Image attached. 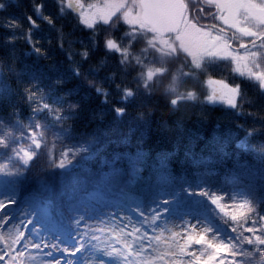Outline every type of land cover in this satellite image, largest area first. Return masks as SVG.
<instances>
[{"label": "trees", "instance_id": "obj_1", "mask_svg": "<svg viewBox=\"0 0 264 264\" xmlns=\"http://www.w3.org/2000/svg\"><path fill=\"white\" fill-rule=\"evenodd\" d=\"M0 3L5 5L0 9V122L19 136L30 131L35 121L42 126L49 151L54 148L59 153L70 147L77 152L64 168L56 167L43 148L27 168L0 156L10 171H21L18 177H0L13 181L0 183V195L14 196L19 208L34 210L40 218L38 227L43 230L48 224L51 231L60 230L76 240L74 221L88 222L98 212L108 230L115 227V233L121 234L128 218L131 224L125 232L133 225L141 227L137 208L156 207L167 211L156 223L155 233L147 224L142 226L150 236L173 216L190 213L235 226L226 223L227 217L202 195L205 191L226 196L228 211L238 217L242 212L252 215L236 207L243 200L264 214V93L237 74L238 65L205 58L196 68L194 59L183 52L160 56L148 45L150 34L136 42L124 41L129 27L122 20L111 26L97 25L93 49V30L84 27L75 13L61 14L57 0ZM39 4L52 24L37 16ZM29 17L38 27H33ZM8 24L18 27L10 30ZM107 38L127 47L126 63H122L121 53L105 48ZM33 46L40 49L39 54L33 52ZM144 49L147 53L141 56ZM84 51L87 59L81 56ZM137 57L141 63L136 62ZM149 70L154 74L146 80ZM41 73V79L33 80ZM213 80L241 86L244 97L238 109L208 102ZM37 86L38 93L34 92ZM97 88L108 95L98 94ZM126 90L134 95L124 103L121 96ZM187 93L194 99L180 98ZM33 95L35 102L25 98ZM172 99L178 100L175 106ZM44 103L52 111L33 116V108ZM119 107L125 109L123 115L114 110ZM17 122L23 125L20 131L12 127ZM19 146L27 147L23 142ZM69 191L74 192L71 202ZM127 239L135 248L132 236ZM156 242H152L155 250L150 248L146 254L149 264L160 262ZM245 248L251 250L252 246ZM259 261L260 257L253 258V264Z\"/></svg>", "mask_w": 264, "mask_h": 264}, {"label": "snow or ice", "instance_id": "obj_2", "mask_svg": "<svg viewBox=\"0 0 264 264\" xmlns=\"http://www.w3.org/2000/svg\"><path fill=\"white\" fill-rule=\"evenodd\" d=\"M57 4L61 14L66 11L73 12L78 15L84 27L93 30V36L90 37L93 49L96 47L97 23L111 26L121 18L129 26V30L122 38L124 41L136 42L138 38L151 33L154 39L149 40L148 45L162 56L177 55L175 47L163 38L165 32L179 34L181 28L186 30L187 35L195 32L199 37L200 49L204 53L203 58H194L196 68L201 67V61L205 58L209 61L233 62L238 65L235 69L237 74L254 82L259 92L264 93V0H191L192 7L196 9L192 19H189V4H186L185 0H152L151 3L146 0H97L96 3H86L85 0H57ZM204 6L208 9L206 16ZM4 7L5 5L0 3V9ZM43 7L42 4L37 5L35 12L41 19H48L42 15ZM137 8L140 12L134 15L133 10ZM117 13L120 15L117 16ZM93 17L96 23L89 22ZM113 17L116 19L113 20ZM201 18H210L219 23H213L208 30H205L204 26H197ZM28 19L33 27H38L31 17ZM48 23L53 22L48 19ZM6 27L14 30L18 26L8 24ZM14 38L15 35H13ZM104 42L107 50L121 53L124 58L122 63L127 62L129 55L127 47L122 46L113 38H107ZM29 43H31L30 36ZM81 44L83 46L84 42L81 41ZM33 52L39 54L40 49L33 46ZM146 53L147 49H144L141 56ZM81 56L87 59L88 52H82ZM136 62L141 63L139 57L136 58ZM73 71L79 75L78 71L75 69ZM153 74L154 71L149 70L145 79L151 80ZM42 76L43 73L34 75L33 80H39ZM215 83L221 88L219 91L213 89L207 97L208 102H224L238 109L244 97L241 86L228 85L223 81ZM147 87L145 83V88ZM171 88L173 92L176 91L174 86ZM96 90L98 94L108 95L99 88ZM34 92H40V87L37 86ZM133 95L131 90L123 91L121 101L125 103ZM25 98L33 102L37 99L35 95L25 96ZM180 98L190 100L194 99V96L192 93H187ZM177 103V99L171 100L173 106ZM44 110L52 111L47 103L37 104L32 110L33 116ZM114 110L117 115H123L125 112L123 107ZM54 119L59 120V117ZM12 127L20 131L23 125L17 122ZM30 128V131H22L17 136L0 122V156L7 158L14 165H19L20 168H27L43 148L46 153L50 154V159L54 161L56 167L64 168L77 154L76 150L70 147H66V150L61 149L59 153L54 148L49 151V142L41 132L42 126L33 121ZM21 142L27 146L26 149L19 146ZM66 159L67 163H65ZM20 174L19 169L15 172L10 171L9 164L0 160V177H18ZM12 182L7 179L0 180V183L4 184ZM61 195L65 193L62 192ZM202 195L207 196L219 212L227 217L226 223L235 225L230 228V232L236 235L221 236L212 228L201 226L199 222L185 223L178 225L180 230L172 233L171 240L174 246H169L168 252L164 255L169 256L170 260L181 258L179 264H225L226 259L228 264H253V258L257 256L260 257L258 264H264V214L258 212L252 202L243 200L236 207L247 209L252 215L249 216L247 212H242L238 217L235 213L228 211L226 196L207 191ZM67 198L71 202L74 192L69 191ZM163 203L167 204L168 201L164 200ZM17 208V200L14 196L0 195V264H30V261L35 260V256L32 255L33 251L43 253L48 258L44 264H79L76 261L77 254L80 253L81 260H83V253L90 249L94 250L95 264H110V261L116 259H120L124 264H149V255L146 254L152 248V242L154 240L158 242L160 237L150 236L148 231L142 230V226L147 224L155 233L156 223L167 211L159 207L147 211L137 208L138 215L142 217L141 227L133 225L128 232H125L131 224L128 218V222L120 229L126 237L122 248H115L106 242H102L104 246L92 243L100 241L101 236L107 234L98 225L89 224L87 220L78 218L74 223L78 230L79 240L70 250L59 236L49 239L38 227L40 220L38 218L34 220L32 212H25L22 208L17 211ZM59 217L62 219V213H59ZM121 219L126 218L121 217ZM245 225H248L246 232L249 235L247 236L244 235ZM98 232L101 235H97ZM133 233L137 235L133 236ZM129 236H132L135 248L129 246L127 241ZM245 245L252 246L251 250L245 248ZM152 250L155 249L152 248ZM184 257L187 259H182Z\"/></svg>", "mask_w": 264, "mask_h": 264}, {"label": "rangeland", "instance_id": "obj_3", "mask_svg": "<svg viewBox=\"0 0 264 264\" xmlns=\"http://www.w3.org/2000/svg\"><path fill=\"white\" fill-rule=\"evenodd\" d=\"M85 2L86 3H96L97 0H85ZM139 12H140V10L138 8L133 10L134 15L136 13H139ZM119 15H120V13H117V16H119ZM112 19L115 20L116 18L113 17ZM121 20L124 23L122 18H121ZM89 22L90 23H96L95 18L93 17L92 19L89 20ZM214 23H219V22L214 21ZM124 24H126V23H124ZM97 25H99V23H97ZM205 30H208V29L205 28ZM149 34L152 35L151 33H149ZM163 38L166 39L173 47H175L176 52H183L184 54L192 57L193 59L204 57V53L201 51L199 43H198L199 37L197 36V34L195 32H191L190 35H187L186 30H184L182 28L181 32L177 36H175V37H163ZM152 39H154L153 35H152L151 40ZM182 45H183V47H182ZM234 47H236L235 44H234ZM157 54L160 55L159 53H157ZM160 56H162V55H160ZM166 57H171V56H166ZM215 82H218V81L213 80V81L209 82V89H210L209 93L210 94L212 93L213 89H216L219 91L221 88V86ZM213 104H222V105L229 106L224 102H216ZM19 209L20 208L18 207L16 210L19 211ZM22 209H24L25 212H32V216H33L34 220L36 218H38L40 220L39 217H36L34 215V210L26 209L23 207H22ZM8 211H12V209H8ZM97 213L98 212H95L94 215H91L88 218V223L92 224V225H98L100 228H103L104 232L107 235L101 236L100 241H93L92 243L97 244L99 246H104V243H102V242H106L108 245H111L115 248H122L124 243H125V239H126L124 234L121 232H120L121 234L115 233L116 232L115 230H117V229H115V227L112 230H110V229L108 230V228L103 225V224H106V222L104 223V221H102L103 216L100 214H97ZM168 220L169 221L167 224L162 223L161 225L157 226L156 236L160 237L159 241L156 242L157 245H159L158 249L160 251V262H159V264H179V261L181 258L177 257L176 259L170 260L169 256L164 255V253L168 252L169 246H174V245H172L171 237H172L173 232L180 230L177 227L178 225H182L185 223H197V222H199L201 224V226L212 228L215 232L218 233V235H221V236H227V235L235 236L236 235L235 233L230 232V228L232 226H226L221 221H219V219L216 220L213 217H208L207 215L201 214V213L183 214L182 216L177 215V216H173L171 219H168ZM43 231H44V234L49 239H51L55 236H59L60 239H62L66 242V245L69 247L70 250L72 247H74L76 245L77 241L79 240L78 238L75 240V237H70L68 234H64L60 230H52L51 231L49 229L48 224H46L45 228H43ZM97 235H101V234L98 232ZM127 241H128V239H127ZM222 252H224L223 249H222ZM32 255L35 256V260L30 261V264H44V261L48 259L47 257H45L43 255V253L33 251ZM58 255H59V253H58ZM83 257H84V259L81 260V254L78 253L76 256V261L79 262V264H95L94 250L90 249L89 251L83 253ZM68 258L70 259L71 257H68ZM182 259H187V258L184 257ZM110 264H124V262L121 261L120 259H116L114 261H110Z\"/></svg>", "mask_w": 264, "mask_h": 264}, {"label": "flooded vegetation", "instance_id": "obj_4", "mask_svg": "<svg viewBox=\"0 0 264 264\" xmlns=\"http://www.w3.org/2000/svg\"><path fill=\"white\" fill-rule=\"evenodd\" d=\"M185 3L189 4V19H192V16L196 12V9H194L192 7L191 0H185ZM207 12H208V9L206 6H204L205 16H206ZM213 23H214V21H212L210 18H201V19H199L197 26L198 27L204 26L205 28L209 29V26ZM233 46H234V44H233Z\"/></svg>", "mask_w": 264, "mask_h": 264}, {"label": "water", "instance_id": "obj_5", "mask_svg": "<svg viewBox=\"0 0 264 264\" xmlns=\"http://www.w3.org/2000/svg\"><path fill=\"white\" fill-rule=\"evenodd\" d=\"M146 2L151 3L152 0H146ZM180 30H179V32H180ZM175 35H177V32H165L163 37L175 36Z\"/></svg>", "mask_w": 264, "mask_h": 264}]
</instances>
